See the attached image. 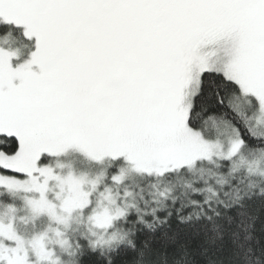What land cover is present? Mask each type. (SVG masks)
Instances as JSON below:
<instances>
[{
  "label": "snow or ice",
  "instance_id": "snow-or-ice-1",
  "mask_svg": "<svg viewBox=\"0 0 264 264\" xmlns=\"http://www.w3.org/2000/svg\"><path fill=\"white\" fill-rule=\"evenodd\" d=\"M0 264H264V0H0Z\"/></svg>",
  "mask_w": 264,
  "mask_h": 264
}]
</instances>
